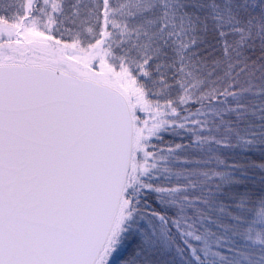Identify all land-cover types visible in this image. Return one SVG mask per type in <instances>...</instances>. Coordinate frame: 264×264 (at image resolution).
<instances>
[{
    "label": "snow or ice",
    "instance_id": "obj_1",
    "mask_svg": "<svg viewBox=\"0 0 264 264\" xmlns=\"http://www.w3.org/2000/svg\"><path fill=\"white\" fill-rule=\"evenodd\" d=\"M0 264H264V0H0Z\"/></svg>",
    "mask_w": 264,
    "mask_h": 264
}]
</instances>
